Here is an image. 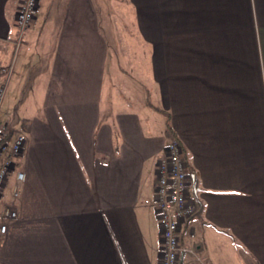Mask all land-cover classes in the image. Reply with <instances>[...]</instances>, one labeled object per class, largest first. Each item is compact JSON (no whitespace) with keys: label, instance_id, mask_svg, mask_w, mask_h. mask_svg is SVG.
I'll use <instances>...</instances> for the list:
<instances>
[{"label":"crops","instance_id":"1","mask_svg":"<svg viewBox=\"0 0 264 264\" xmlns=\"http://www.w3.org/2000/svg\"><path fill=\"white\" fill-rule=\"evenodd\" d=\"M21 1L0 0V121L10 146L26 136L21 194L16 171L1 189L0 223L10 205L18 217L0 264H159L173 138L202 203L183 246L201 264H264V0H38L20 38ZM38 56L23 103L18 64Z\"/></svg>","mask_w":264,"mask_h":264},{"label":"built area","instance_id":"2","mask_svg":"<svg viewBox=\"0 0 264 264\" xmlns=\"http://www.w3.org/2000/svg\"><path fill=\"white\" fill-rule=\"evenodd\" d=\"M37 6L38 0H22L20 2L16 21L20 38L31 26ZM6 73L7 77L0 83V112L7 92L8 72ZM10 135L9 124L0 121V158L4 156L9 147L11 150V154L0 165V198L1 189L5 186L12 171L17 172V184L13 191L14 197L20 196V186L25 180V173L18 171V163L24 153L26 136L21 133L18 134L10 146ZM158 171L155 201L158 218L163 229L159 264H182L183 256L187 252L195 256L192 264H201L203 260L195 249L185 248L181 242V231L184 224L196 216L200 209L193 193L192 173L188 170L183 147L177 138H173L167 144ZM17 217L18 212L13 206L10 205L5 208L4 219L0 223V238L7 232L9 221ZM191 235H195L193 230Z\"/></svg>","mask_w":264,"mask_h":264},{"label":"rangeland","instance_id":"3","mask_svg":"<svg viewBox=\"0 0 264 264\" xmlns=\"http://www.w3.org/2000/svg\"><path fill=\"white\" fill-rule=\"evenodd\" d=\"M37 61H39V56L36 58V60H31V61L30 60H26L25 62H23L22 65L18 64V69L21 68L22 73H18L17 74V79H15L16 85H15V87H14L15 89L13 91L15 93V94L13 93V98L17 97L16 95L19 94V97H20V99H22L23 103H24V101H25V103H28V104L31 102L30 100L27 101L26 99H24L26 96H24L23 89H25V87H27L25 91H27V94H28V91H29V88H30V86H28V83H30L29 85L32 86V82L29 81L26 84L25 81H26L27 78L24 81L23 80L21 81L20 77L23 76L26 71H29L31 69L32 65L34 63H36ZM14 66H15V63H14ZM12 72H13V70H12ZM12 72H11V75H12ZM24 84H26V85L23 86ZM11 86H13V83L11 84Z\"/></svg>","mask_w":264,"mask_h":264},{"label":"water","instance_id":"4","mask_svg":"<svg viewBox=\"0 0 264 264\" xmlns=\"http://www.w3.org/2000/svg\"><path fill=\"white\" fill-rule=\"evenodd\" d=\"M191 176H192V182H193V193H194V195L196 197V200L199 203V209L201 211L202 203H201V201L199 199V196H198V189H199L198 178H197V175L195 173H192Z\"/></svg>","mask_w":264,"mask_h":264}]
</instances>
